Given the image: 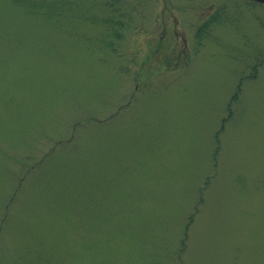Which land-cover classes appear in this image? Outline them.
<instances>
[{
	"label": "rangeland",
	"instance_id": "1",
	"mask_svg": "<svg viewBox=\"0 0 264 264\" xmlns=\"http://www.w3.org/2000/svg\"><path fill=\"white\" fill-rule=\"evenodd\" d=\"M45 1L0 0V264H264V6L126 0L111 52Z\"/></svg>",
	"mask_w": 264,
	"mask_h": 264
},
{
	"label": "trees",
	"instance_id": "2",
	"mask_svg": "<svg viewBox=\"0 0 264 264\" xmlns=\"http://www.w3.org/2000/svg\"><path fill=\"white\" fill-rule=\"evenodd\" d=\"M14 4L22 6L25 8L32 16L35 15H43L46 17V19L50 20V15L45 12L44 10H49L51 12L55 11H62V7L64 6L60 2H47L44 0V2H40V4H31L30 2L23 1V0H11ZM147 1V0H146ZM167 0H163L164 4H166ZM140 2V1H137ZM249 3V2H248ZM254 4V3H251ZM166 6V5H165ZM101 11H103L104 16L99 17L94 14H89L91 11L83 10V19H86L87 17H90L91 25H97L100 27H104L105 33L103 36V39L105 40L104 47L108 49L111 52L117 51L115 48V42L117 43L123 41V37L121 32L125 29V24L121 20V17L125 20L128 19L130 23V13L133 11V7L130 6L126 0H104L102 3V6H100ZM223 10L224 8H221L220 11H218L213 16L209 17L207 20H205L197 29L195 32V40L198 45L202 43V40L207 38L209 35L210 28L215 25H221L222 21ZM53 12V13H54ZM76 13L79 15L81 13L79 10L76 11ZM53 17V16H52ZM128 23V24H129ZM223 23V22H222ZM108 38H112L114 41L108 40ZM118 48V47H117ZM239 90V87H238ZM236 95L233 97L235 99Z\"/></svg>",
	"mask_w": 264,
	"mask_h": 264
},
{
	"label": "water",
	"instance_id": "3",
	"mask_svg": "<svg viewBox=\"0 0 264 264\" xmlns=\"http://www.w3.org/2000/svg\"><path fill=\"white\" fill-rule=\"evenodd\" d=\"M247 1L260 4V5H264V0H247Z\"/></svg>",
	"mask_w": 264,
	"mask_h": 264
}]
</instances>
